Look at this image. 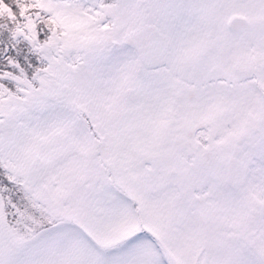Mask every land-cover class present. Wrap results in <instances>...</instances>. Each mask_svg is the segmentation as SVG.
Returning a JSON list of instances; mask_svg holds the SVG:
<instances>
[{
	"label": "snow or ice",
	"instance_id": "snow-or-ice-1",
	"mask_svg": "<svg viewBox=\"0 0 264 264\" xmlns=\"http://www.w3.org/2000/svg\"><path fill=\"white\" fill-rule=\"evenodd\" d=\"M0 264H264V0H0Z\"/></svg>",
	"mask_w": 264,
	"mask_h": 264
}]
</instances>
